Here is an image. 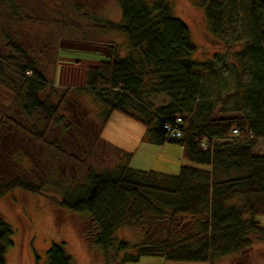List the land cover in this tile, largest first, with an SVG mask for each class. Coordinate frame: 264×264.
I'll list each match as a JSON object with an SVG mask.
<instances>
[{"label":"trees","instance_id":"obj_1","mask_svg":"<svg viewBox=\"0 0 264 264\" xmlns=\"http://www.w3.org/2000/svg\"><path fill=\"white\" fill-rule=\"evenodd\" d=\"M82 1L88 2L0 0V84L13 97L8 107L0 104V152L4 144H24L27 154L11 146L4 165L50 161L40 183L10 178L0 183V197L15 189L50 196L48 188L55 187V207L87 217L79 228L82 240L108 259L109 252L119 256L117 264H139L143 256L244 264L255 239L264 240L257 221L264 215V151L256 150L264 140V0H201L211 36L236 48L202 61L193 59L198 47L170 0H117L120 22L90 14V0ZM90 19L96 28L123 34L128 51L124 56L105 44L107 58L89 69L86 87L55 94L49 73L63 38L54 26L61 31ZM225 59L232 87L221 70ZM90 100L108 109L105 118L93 116ZM114 112L141 124L145 142L179 145L191 165L178 175L131 168L133 154L102 138ZM99 146L114 153L116 166L92 167ZM61 163L84 173L66 187ZM124 226L145 229L143 242L117 240ZM13 234L0 216V264H6ZM46 264H74L64 242L52 243Z\"/></svg>","mask_w":264,"mask_h":264},{"label":"rangeland","instance_id":"obj_2","mask_svg":"<svg viewBox=\"0 0 264 264\" xmlns=\"http://www.w3.org/2000/svg\"><path fill=\"white\" fill-rule=\"evenodd\" d=\"M79 2H85L86 4L88 1L79 0ZM170 3L174 10V15L183 20L191 30L192 41L198 47L194 60L214 59L219 53H226L227 50L233 51L236 49L234 47L229 49L211 36L201 7V0H170ZM88 9L90 12H87L98 18L104 17L105 20L114 22H120L121 20V10L117 0H90ZM77 23L76 26L71 25L61 31L56 25L54 26L60 32L61 38H63L61 39L63 41V50L59 52L57 61L49 73V78L59 89L55 90V94L57 93L58 95L62 93L63 89L77 90L86 87L89 69L99 65L100 61L107 58L104 56L108 54L105 44L111 43L116 48L118 46L121 55L124 56L128 51L127 38L123 34L96 28L91 19L80 20ZM229 59L232 60V57H229ZM215 60L218 61L217 59ZM230 62V60L225 59L220 64L222 73L225 77H228L229 84L232 87L234 85V77L231 74L232 66L229 64ZM58 95L56 97L53 95V102H57ZM12 99L11 93L6 91L0 84L1 106L8 107ZM156 102L161 104L163 100L158 97ZM90 104L93 116L96 119L105 118L104 116L108 112L107 108L92 100L89 101ZM66 115L71 116L72 111L69 110ZM215 116L220 117V114L216 112ZM227 116H233V114ZM34 122L37 123V120L32 123ZM43 127V122H39L38 128L43 129ZM6 132L4 131L3 133ZM145 132L146 129L141 124L119 112H114L102 134V138L117 148L132 153L133 158L130 162V167L136 170L178 175L182 166L191 165L182 159L183 150L179 145L167 143L163 146H157L145 142ZM11 146L13 147L14 145L4 144L2 147L3 151L0 152V183L19 176L30 182L40 183L41 177L46 173V165L50 161L45 163V165L39 162V164L35 165L37 170H34L36 168L34 164L31 162L26 163L22 158V164L25 167L17 162L15 167L11 166V164L6 167L4 159L6 154H10ZM14 147H18L19 151L22 152L21 154L27 159L26 146L24 144L23 146ZM101 147L99 146L96 150L97 160L92 162V167L99 170L104 167L113 168L116 166L118 161L114 153L105 151ZM39 149L37 147V151H40ZM256 150L259 153H263L264 140L258 143ZM33 151L34 149H32ZM102 152L107 159L100 157ZM58 167L64 172L65 179L61 183H64L63 185L66 187L72 183L71 179L74 174L81 176L84 173L83 169L76 172L75 167L70 164L61 163ZM71 169H74V171ZM53 189L55 187L47 190L50 196H41L21 189H15L0 197V216L11 224L14 231L11 238L13 246H10L6 253V264H46L47 251L53 242L65 243V249L72 256L74 264H117L120 261L119 256L114 259L112 258L113 252L112 254L109 252L110 254L107 255H111V258L108 259L104 251L95 246L90 247L82 240L79 228L87 226V217L72 211L57 209L53 202L56 201L57 197L51 195L57 191ZM257 221L264 227V215L259 216ZM143 230L145 229L140 226H124L117 230L116 239L125 240L132 246L138 245L145 238ZM244 261V264H264V240L255 239L254 247L248 251ZM139 264L206 263L166 262L161 256H143ZM216 264H234V262L229 258H225L219 260Z\"/></svg>","mask_w":264,"mask_h":264},{"label":"built area","instance_id":"obj_3","mask_svg":"<svg viewBox=\"0 0 264 264\" xmlns=\"http://www.w3.org/2000/svg\"><path fill=\"white\" fill-rule=\"evenodd\" d=\"M180 123H181V119H178V120H177V125L180 124ZM165 129H166L167 131H169V132H172V131L174 130L173 127H172L171 125H166ZM233 133H234L235 135H237V134H238V130L235 129V130L233 131ZM182 134H183V132H182L180 129H177V130H175L173 136L179 138V137L182 136Z\"/></svg>","mask_w":264,"mask_h":264}]
</instances>
